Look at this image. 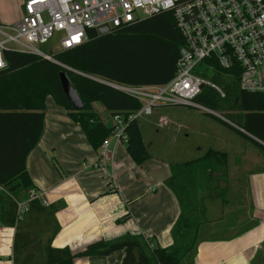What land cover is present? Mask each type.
Here are the masks:
<instances>
[{
	"label": "trees",
	"instance_id": "1",
	"mask_svg": "<svg viewBox=\"0 0 264 264\" xmlns=\"http://www.w3.org/2000/svg\"><path fill=\"white\" fill-rule=\"evenodd\" d=\"M182 45L172 14L161 13L123 24L104 35L88 30L82 45L52 55L57 64L33 54L2 51L5 67L0 70V225L15 229L13 264H73L77 258L106 257L119 251L124 255L121 264H181L192 256L199 227L206 223L203 201L226 203L228 157L224 152L208 150L193 161L169 164L170 176L165 185L176 197L179 215L171 227L172 244L167 248H153L149 239L129 235L92 243L78 253L53 248L56 207H44L40 200H33L29 203L28 220L22 223L16 222L15 203L37 192L27 172L26 159L40 139L48 97L79 126L91 148L99 151L112 133V118L122 115L126 120L141 105L133 97L96 80L127 86L167 84L175 75ZM61 72L79 96L81 110L75 111L64 95ZM226 72L218 70L210 77L202 74L222 88L224 99L206 87L194 101L214 111L225 107L228 121L264 144V94L241 91L237 79H227L223 75ZM94 103L108 112L109 123L94 113ZM227 126L263 149L258 142ZM124 132L126 152L133 164L142 166L153 158L144 145L137 120L127 122ZM51 162L62 176L59 163L54 158ZM42 218L51 231L44 245L32 230L41 227Z\"/></svg>",
	"mask_w": 264,
	"mask_h": 264
},
{
	"label": "crops",
	"instance_id": "2",
	"mask_svg": "<svg viewBox=\"0 0 264 264\" xmlns=\"http://www.w3.org/2000/svg\"><path fill=\"white\" fill-rule=\"evenodd\" d=\"M45 104L43 130L26 159V169L37 192L57 209L51 246L78 253L92 243L129 235L149 239L153 248L169 247L170 230L179 215L176 197L165 185L171 163L153 157L138 168L123 143L110 139L109 164L93 167L98 151L91 148L79 126L62 108L48 99ZM177 115L171 116L179 120ZM258 143L263 149L229 128L197 123V152L201 153L197 159L208 150L228 157L226 203L215 208L212 204L217 200L203 201L206 223L199 227L194 253L181 264L264 263V144ZM54 149L60 151L62 176L47 160L48 151ZM136 170L144 175H134ZM14 233V228L0 225V255L7 257L11 250L9 264H13ZM123 256L119 251L106 257L77 258L73 264H121Z\"/></svg>",
	"mask_w": 264,
	"mask_h": 264
},
{
	"label": "built area",
	"instance_id": "3",
	"mask_svg": "<svg viewBox=\"0 0 264 264\" xmlns=\"http://www.w3.org/2000/svg\"><path fill=\"white\" fill-rule=\"evenodd\" d=\"M22 7L25 14L18 22L0 25V36L4 38L0 41V70L5 67L2 51L10 43L18 46L16 52L52 62V55L38 47L47 44L54 33L61 34L59 51H63L82 45L88 30L106 26L110 31L157 14H172L183 39L174 77L164 85L110 84L136 99L141 107L126 120L122 115L112 118V133L100 146L93 167L109 164L110 139L125 144L127 122L152 116L157 107L181 106L234 126L219 113L194 101L206 87L225 98L222 88L202 74L210 77L218 70L227 71L223 75L229 80L236 78L241 91L264 94V0H24ZM198 65L201 72L197 71ZM33 200L49 206L41 193L31 192L29 199L15 200L16 222L25 218Z\"/></svg>",
	"mask_w": 264,
	"mask_h": 264
},
{
	"label": "rangeland",
	"instance_id": "4",
	"mask_svg": "<svg viewBox=\"0 0 264 264\" xmlns=\"http://www.w3.org/2000/svg\"><path fill=\"white\" fill-rule=\"evenodd\" d=\"M23 2L24 0H0V25L10 26L18 22L22 16L21 8L23 6ZM4 32L8 35H12V33L9 31L5 30ZM60 38L61 34L54 33L48 43L39 46L38 49L47 55H54L59 51ZM3 39L4 38L0 36V41H2ZM6 48L14 51H17L19 49L18 46L12 43L7 44ZM201 70L202 68H200L198 65L197 71L201 72ZM47 99L49 103H51V105L55 104L51 97H48ZM92 107L94 113L100 115L104 122H110L108 112H106L98 103H94ZM215 112L219 113L227 120L226 115L229 112L225 109V107L220 106ZM180 113L181 115H179ZM174 114H178L177 116L181 118L177 120L176 116H171ZM159 116L164 117V120L159 119ZM137 121L143 136L144 145L147 148L149 154L154 158H160L169 161L171 164H180L188 161H193L197 159L198 156H200L201 153L197 152V123L203 124L206 127L210 126L211 128L216 129L229 128L227 126L229 124L226 123L227 125H225V122L220 121L215 117L203 115L195 110L184 108L181 106L161 107L159 110L155 108L153 110L152 116H142L138 118ZM123 148L126 151L125 144H123ZM56 149L50 152L48 151L47 160H49L51 164L53 158L58 163L57 154L60 151ZM136 167L141 168V166ZM134 175L143 176L144 174L140 170H136ZM219 205H221V201L217 200L214 201L212 207L216 208L219 207ZM43 219L44 218H42L39 222V225H41V227L36 229L33 228L32 230L35 231L36 234H38V238L41 239V242L44 245L47 239L51 236V231L47 230L43 223ZM27 220L28 216H26L22 220V223L27 222ZM2 250L3 252H6L7 247L2 248ZM10 253L11 250L9 251V255L7 257L0 255V261L9 264L8 259Z\"/></svg>",
	"mask_w": 264,
	"mask_h": 264
},
{
	"label": "water",
	"instance_id": "5",
	"mask_svg": "<svg viewBox=\"0 0 264 264\" xmlns=\"http://www.w3.org/2000/svg\"><path fill=\"white\" fill-rule=\"evenodd\" d=\"M21 10H22V13L25 14V11H24L23 7L21 8ZM96 32H97L98 35H104V34H107L109 32V29L106 26H101V27L97 28ZM52 62L57 64V62H55L54 60ZM63 68H65V67H63ZM59 80H60V84H61V88L63 90V93L66 96V98H67L68 102L70 103V105L72 106V108L75 111L81 110L82 107H83V104H82L79 96L77 95L75 89L73 88V86L71 85L70 81L68 80L66 74L61 72L59 74ZM96 81L111 86L110 84L105 83L103 81H99V80H96ZM201 88L203 89V86ZM238 130L240 132H242L243 134L247 135L248 137L252 138L253 140L259 142L258 140H256L255 138L251 137L250 135H248L244 131H242L240 129H238Z\"/></svg>",
	"mask_w": 264,
	"mask_h": 264
}]
</instances>
